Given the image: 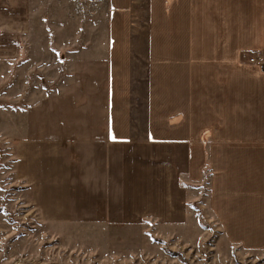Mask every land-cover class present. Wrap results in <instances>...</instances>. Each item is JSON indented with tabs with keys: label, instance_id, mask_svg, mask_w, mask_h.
I'll use <instances>...</instances> for the list:
<instances>
[{
	"label": "crops",
	"instance_id": "obj_1",
	"mask_svg": "<svg viewBox=\"0 0 264 264\" xmlns=\"http://www.w3.org/2000/svg\"><path fill=\"white\" fill-rule=\"evenodd\" d=\"M30 1L0 0L4 64L20 47L13 32L25 29L14 26L24 25ZM108 1L115 18L104 110L110 116L94 125L99 135L85 140L83 152L71 137L56 140L53 214L59 219L75 203L69 194L83 192L84 207H97L98 200L99 218L108 223L160 227L170 251L206 256L209 249L210 264L264 258V70L250 62L264 54V0ZM131 1L155 17L149 30L155 33L133 45L116 19L131 16ZM143 63L151 74L129 75ZM2 76L11 81L10 73ZM122 96L140 102L122 107ZM10 134L3 144L12 142ZM16 140L26 145L21 164L35 172L42 194L43 138ZM67 142L65 152L60 145ZM29 144L35 145L30 158Z\"/></svg>",
	"mask_w": 264,
	"mask_h": 264
},
{
	"label": "rangeland",
	"instance_id": "obj_2",
	"mask_svg": "<svg viewBox=\"0 0 264 264\" xmlns=\"http://www.w3.org/2000/svg\"><path fill=\"white\" fill-rule=\"evenodd\" d=\"M28 3L24 25L14 26L25 29L13 32L12 39L20 44L12 48L15 59L10 65L0 62V264H210L209 249L206 256L197 255L196 250L188 254L183 248L167 249L156 225L108 223L99 218L100 202L85 208L83 192L68 193L76 196L75 203L59 219L53 214L57 210L52 207L51 165L56 140L71 137L76 152H83L85 140L99 135L94 125L110 116L104 110L110 100L109 44L115 18L108 0ZM128 7L131 16L129 12L116 18L125 41L131 45L147 41L155 33L149 32L155 17L148 16L141 5L133 8L132 1ZM129 51L142 62L137 49ZM137 67L139 71L129 75L152 72L146 63ZM8 73L10 82L2 76ZM139 102L136 97H121L122 107ZM9 133L12 142L3 144ZM25 135L29 141L43 138L42 194H36L35 172H26L21 164L26 145L13 143ZM34 146L28 145L29 158L35 154ZM62 146L66 152L68 142ZM239 264H264V258L247 257Z\"/></svg>",
	"mask_w": 264,
	"mask_h": 264
},
{
	"label": "built area",
	"instance_id": "obj_3",
	"mask_svg": "<svg viewBox=\"0 0 264 264\" xmlns=\"http://www.w3.org/2000/svg\"><path fill=\"white\" fill-rule=\"evenodd\" d=\"M251 62L259 65L264 70V55L262 53H259L251 58Z\"/></svg>",
	"mask_w": 264,
	"mask_h": 264
}]
</instances>
